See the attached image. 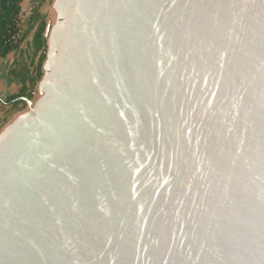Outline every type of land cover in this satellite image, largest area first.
Instances as JSON below:
<instances>
[{
  "label": "water",
  "instance_id": "water-1",
  "mask_svg": "<svg viewBox=\"0 0 264 264\" xmlns=\"http://www.w3.org/2000/svg\"><path fill=\"white\" fill-rule=\"evenodd\" d=\"M0 129V264H264V0H53Z\"/></svg>",
  "mask_w": 264,
  "mask_h": 264
},
{
  "label": "rangeland",
  "instance_id": "rangeland-1",
  "mask_svg": "<svg viewBox=\"0 0 264 264\" xmlns=\"http://www.w3.org/2000/svg\"><path fill=\"white\" fill-rule=\"evenodd\" d=\"M42 0H33L30 4L22 11L21 13V27L22 31L26 34V38L21 44L20 48L9 53L8 57L4 58L3 63V73L6 78V93H1L4 97V104H0V129L15 115L26 109L27 105L24 101L17 100L11 102V98L18 94L27 95L31 94V96L36 91V85L39 81L37 79V64L39 62V57L41 55V51L37 54H34L32 48V42L34 38V33L39 27L40 21L46 27L47 21L49 19L54 18V13L51 9L53 0H50L48 3H42ZM44 5V6H43ZM43 6L44 12L40 13V8ZM41 15V18L37 20L35 18L36 13ZM21 73L26 82L28 83V87L25 89V93H21L20 91H13V85L11 84L14 80L19 84L22 83L21 77H16L13 74ZM9 82V83H8ZM25 82V83H26ZM19 88V87H18ZM11 92L12 94H9ZM9 106V104H11ZM9 107V108H8Z\"/></svg>",
  "mask_w": 264,
  "mask_h": 264
},
{
  "label": "trees",
  "instance_id": "trees-1",
  "mask_svg": "<svg viewBox=\"0 0 264 264\" xmlns=\"http://www.w3.org/2000/svg\"><path fill=\"white\" fill-rule=\"evenodd\" d=\"M22 2L23 0H0V57L2 58L6 57L12 51L19 49L26 38V34L22 31L21 27ZM35 18L39 20L41 15L37 12ZM44 32V24L40 21L32 42L34 54L41 51L36 70L37 79H40L42 75V66L46 56ZM13 75L22 78L23 87L21 93L24 94L26 90L25 77L20 72ZM18 96H21V94L13 96L11 100ZM27 96H31V94H27Z\"/></svg>",
  "mask_w": 264,
  "mask_h": 264
},
{
  "label": "crops",
  "instance_id": "crops-1",
  "mask_svg": "<svg viewBox=\"0 0 264 264\" xmlns=\"http://www.w3.org/2000/svg\"><path fill=\"white\" fill-rule=\"evenodd\" d=\"M31 1H33V0H23V2H22V11L30 4V2ZM43 2L42 3H48L50 0H42ZM44 6V5H43ZM43 6L40 8V13L41 14H43V12H44V8H43ZM9 55V54H8ZM8 55L6 56V57H8ZM6 57H4V58H6ZM4 58H2V57H0V104H4V97L2 96V94L1 93H6V84H7V80H6V78L4 77V73H3V63H4ZM9 83V82H8ZM11 84H14L13 85V91H15V92H18V91H20L21 90V88L23 87V83H21L20 84V86H19V84L14 80V82L13 83H11ZM19 87V88H18ZM25 87H28V83L26 82L25 83ZM9 94H12L11 92H9ZM14 101H17V100H11V102H14ZM10 102V103H11ZM12 105V103L11 104H9V106H11ZM9 108V107H8Z\"/></svg>",
  "mask_w": 264,
  "mask_h": 264
}]
</instances>
